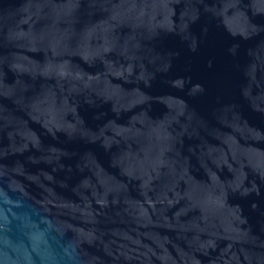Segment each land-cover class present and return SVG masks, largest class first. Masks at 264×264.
<instances>
[{"label":"water","instance_id":"95a60500","mask_svg":"<svg viewBox=\"0 0 264 264\" xmlns=\"http://www.w3.org/2000/svg\"><path fill=\"white\" fill-rule=\"evenodd\" d=\"M0 264H264V0H0Z\"/></svg>","mask_w":264,"mask_h":264}]
</instances>
